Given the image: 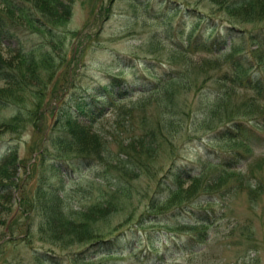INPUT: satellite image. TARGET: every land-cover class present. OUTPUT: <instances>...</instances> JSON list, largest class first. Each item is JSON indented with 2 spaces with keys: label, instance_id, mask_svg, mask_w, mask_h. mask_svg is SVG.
<instances>
[{
  "label": "rangeland",
  "instance_id": "1",
  "mask_svg": "<svg viewBox=\"0 0 264 264\" xmlns=\"http://www.w3.org/2000/svg\"><path fill=\"white\" fill-rule=\"evenodd\" d=\"M62 1L69 4V0ZM160 1L161 6H155V9H151L150 12L146 9L149 4L140 0H73L71 13L65 24L61 25L60 29L56 28L53 33H46L47 36L40 34L34 27L27 24L22 25L20 35L23 38L22 44L24 47L41 41L47 42L53 58L49 60L48 65L41 66L35 76L29 75L23 78L26 79L24 80V88H17L16 94L9 96L14 101L19 100L22 102L24 100L23 105H29L28 108L24 106L22 111L19 112L21 115L16 114L17 111L11 106L2 108L1 112H3H0L2 114L0 116V134L5 136L3 139L6 138L7 142L15 141L17 144L16 156L21 168L15 174L14 181L17 185L9 188L8 191V193L10 192V207H4L2 203L5 202L6 198L0 197V221H3V223H0V264H106L103 262L104 256H100L97 249L94 251L86 249L87 251L84 250V252L77 254L81 255L83 260L75 261L71 259L78 250L86 248V244L94 231L90 230L91 232L89 231L90 233L85 235L88 233L86 228H78L77 232L66 228L56 232L55 229L57 228H53V225L49 228L50 224L47 219L54 208L51 210L46 206L52 207L57 204L58 196H60L61 206H63V210L60 211L66 218L72 219L71 216H73V220L76 218L85 219L86 208L84 207L88 206L85 203L94 204L97 200V202L107 205L109 208L101 211L104 215L100 216L102 213L97 214L94 219L93 208L87 209L89 218L93 219L92 226L97 233L104 232L109 228L110 230L115 227L121 229L127 226L128 223L125 222L127 219H131L129 224H132V221L145 214V223L141 231L148 233L142 237L136 236L131 242L133 247L130 251L125 249L117 256V264H264V145H249L250 149L247 150L244 149V145L232 138V135L229 137L223 132V126L231 119L228 118L231 116L235 119H244L253 124L255 123V127L264 122V117L259 119V115L264 114V94H256L253 98L251 89L245 87L246 82L240 85L241 81L239 80H229L228 77L231 73L224 62V55L218 54V51L185 50L179 53L176 49V43L173 42V39H179L181 36L182 40L186 42V32L181 34L178 26H176L180 9L189 5L208 12L213 10L217 12L221 8V5H219L221 1ZM168 6L170 10L166 12ZM155 13L157 14L155 15ZM263 24L264 20L257 19L243 22V26L250 30H257ZM12 38L0 39V54L5 58H8L6 56L11 54L10 50L15 52L19 47L18 42ZM253 47H255V44L250 46L251 49ZM153 57L160 58L167 64L172 63L175 67L178 66L183 74L189 71V76L187 73L185 76L181 71L177 72L175 75L180 76L179 81H176L173 86L169 85L159 90L158 97H152V95L147 98V95L136 93V90L127 97H131V100L144 98L143 105L146 108L140 114L139 112L135 114L137 119H146L148 122L151 120L149 123L155 121V125L151 124L154 129L157 128V123L160 122L164 129L163 134L158 131L159 134L155 132L156 135L152 139H146L151 134L142 140L144 144L152 147L151 158L147 160L143 173H138L133 179L130 178L129 182L119 179V183L127 184L124 188L128 192H123V194L120 192L116 198L110 196L109 200L101 199L100 189L103 190L101 185L105 186L106 183L104 182L106 181L105 178L97 174L98 169L82 168L77 173L65 169L58 163V168L53 169V178L50 179L51 172L47 167L48 161L43 160V155L36 154V151L46 145L47 151L52 152L55 148L48 141L43 142V133L48 134L53 131V136H57L58 131H60L66 135L69 123L74 124L76 127L75 138L78 137V141L82 139V136L93 140L94 137L90 134L96 131L100 136L98 138L104 142L102 143L105 152L120 151L124 157L122 151L129 149L128 151L131 153L130 160L136 163L135 157L137 154L132 150V146L136 144V141L128 143L124 148L123 143L127 142L128 137H125L124 140V138H118L113 134L112 129H110L112 126L109 125V121L107 122L105 117L112 120L116 117V114L108 112L109 107L106 108L105 117L96 118V122L99 121L102 126L98 124L99 122L91 124L84 114L78 116L72 113L71 118L62 108L67 106L64 101L71 97L74 92L79 97L81 95L86 96L83 92L94 95L96 85L107 82L110 74L128 78L133 70L140 68L142 61ZM200 61H203V64ZM205 70L206 72H204ZM198 71L199 74H197ZM201 72L204 76H201ZM182 76L186 79L181 82ZM189 77L191 79L193 77L192 81L189 80ZM199 77L203 79L199 80ZM247 84H249L248 81ZM0 85L5 84L0 80ZM176 86L178 88L180 86V88L178 89ZM150 94L155 93L150 92ZM39 101L42 102L37 103ZM32 102L33 104H31ZM125 103L131 102L124 100ZM221 103H227L229 107L227 111L223 110L225 107ZM7 109L10 110V113ZM219 111L220 113H218ZM13 115L17 118L13 117L12 121L9 120L13 126L3 127L2 121ZM66 117L69 118L68 121H65ZM143 122L136 123L141 124ZM39 128H43L42 134L38 132ZM85 128H88V130L91 128L90 133L85 132ZM104 128L107 132H104ZM134 131L131 130L126 135L128 136ZM122 135L125 136V133ZM8 136L11 137V140ZM120 141L123 142L120 144ZM4 142H0L2 145H0V151L5 145ZM80 143L82 142L80 141L79 145ZM82 145L86 148L90 146L89 143H82ZM57 146L61 147L60 145ZM108 147L112 149L110 150ZM69 148L65 147L62 150ZM238 150H242L244 154L249 155L247 159L238 161L237 166L236 164L232 166L231 173H235L234 170L237 171L238 169L241 172L239 176L242 177V180L240 178L228 179L219 187L222 190L217 196L220 198L223 193L226 194L225 202H223L225 216L218 217L216 223L209 224H212V226L208 231L209 236L206 238L205 245L191 253L182 250L173 251L165 259L163 258L162 262L154 257L151 259L152 262L148 263L146 260L141 262L142 259H145L141 258L143 254L142 247L150 242L148 240L153 239L154 246L162 247L164 240L168 239L167 235L171 234L169 231L189 229L190 226L186 223L192 224V221H200L192 214L191 210L187 209L194 204L203 202V194L199 196L189 194L183 197L181 203H185L183 204L185 209H174L173 206L172 208L168 205L165 206L166 204L163 205L170 191L165 188L166 192H163L165 189H162L165 186L162 185L164 182L161 177L170 166H173L175 159L190 161L197 160L199 157L204 162L213 160L217 163H223L222 158L224 155L234 154ZM74 152H76L75 148ZM137 171L138 168H135V172ZM212 171L215 172L214 169ZM202 172L207 171L203 168ZM74 174L78 176L74 177ZM45 180L47 182L50 180V186L54 182L57 187H62L60 190H55L56 186L54 188L50 187L49 184L48 186H41V182H45ZM181 181H183L181 182L183 187L189 184L192 185L193 182L188 179H181ZM43 184L46 185L47 183ZM165 185L173 187V184ZM109 186L107 188L111 191L118 188L115 184ZM25 188L29 192L30 198H37V206L38 208L41 207L38 211L35 207L33 210L28 209L26 211L25 207L27 205L23 206L19 203V194ZM48 190L49 192H47ZM2 191L5 192V190ZM185 194L179 193L178 195L183 196ZM206 198L213 202L217 201L214 207L216 208L219 203L218 200L209 196ZM122 200L124 203H122ZM80 202L85 205L79 206ZM90 203L88 204L92 205ZM152 204H157V208L164 212L157 216H146V211L152 208ZM55 213L57 212L55 211ZM189 217L191 218L189 219ZM58 233L68 235L61 238L55 236ZM178 240L176 237L174 241H171V244L175 245V241ZM174 247H172L173 250ZM35 249L45 250L43 251L44 256L48 259L36 255L39 254V251ZM156 251L158 254L162 252L161 248H157ZM48 253L52 255L46 256ZM53 254L55 256L60 255V257L56 259L57 257Z\"/></svg>",
  "mask_w": 264,
  "mask_h": 264
},
{
  "label": "trees",
  "instance_id": "2",
  "mask_svg": "<svg viewBox=\"0 0 264 264\" xmlns=\"http://www.w3.org/2000/svg\"><path fill=\"white\" fill-rule=\"evenodd\" d=\"M140 1L149 4L146 7V9L147 11L150 12L151 9L153 8L155 9V6L160 7L162 4L160 0H148V1L140 0ZM220 1L221 4L223 5L219 4L221 5V8L217 10V12H214V10L208 12L201 8L193 7L189 5L183 6V8L180 9L178 14V21H176L177 23L176 26H178V29L180 30L179 32H181V34L183 32H186V36H185L186 42L182 40L181 36H180L181 38L179 37V39L178 38L176 40L173 39V42L176 43L175 45L176 49L179 52L180 51L184 52L185 50H189V49L192 51L193 50H204L207 52H209L210 50L211 51L214 50L215 52L218 51V54L224 55V62L228 66L229 71L231 73L230 77H228L229 80L232 81L239 80L241 81L240 85H242L243 82H246L245 87L251 89L253 98L254 96H256V94L257 95L264 94V24L261 27H259L257 30H250L243 26V22L249 20H253V19L264 20V0H240V1L223 0L224 2L222 0H219V2ZM237 1H239V4ZM72 2L73 0H69V4L64 3L62 0H0V39L8 38L11 35H13L12 37L18 42L19 45L17 51L12 52V50H10L11 54L9 52L10 55L6 56L8 58L0 56V60H1L0 69L2 68L0 70V80L2 79L1 81L5 84L3 86L0 85V110L2 108H5V106L6 107L12 106V104L15 105L16 107L15 104L16 102L18 104L21 103L20 105L23 106V103L20 101L19 102L16 101L14 103L13 102L14 100H11L9 96L15 95L17 88L18 89L21 87L24 88V84H25L24 80L26 79L23 78H26L29 75L35 76L36 72L41 69V66L48 65L49 60L53 58L51 54V50L48 48L47 43L44 41H41L39 43H33V45H27L24 47V45L22 44L23 38L20 35L22 25L27 24L28 26L34 27L42 35H45L46 33L49 32L53 33L55 32L56 28L60 29V26L65 24V22L67 21V18L71 13ZM235 2L237 4H232ZM225 3H227V6ZM168 10H170L169 6L166 8V12ZM153 12L155 11L153 10ZM156 14L157 13H155V15ZM15 26L17 29H15ZM252 44H255V47H253V49L250 48ZM40 46H42V48ZM41 54L43 55L45 54V55L43 56ZM43 61L46 62L42 64ZM7 65L8 67L9 66L10 67L8 68ZM161 67L164 68L162 69ZM176 70L177 72H180L179 71L180 68L178 67L175 68V66H173L172 63L167 64V62L163 61L162 59L153 57L152 59H145L144 61H142V63L140 64V68L138 70H133L131 72L130 77L128 78L122 77L121 79L120 75L111 74L107 82L96 85V89L94 91L96 93L94 95L88 92H83L88 98H85L83 96H81L82 98H78L77 94L73 93L71 97H69L67 100L64 101L67 106L63 107L62 110H65L64 112H67L70 116L73 115L72 113H75L78 116L84 114L85 116L88 117L89 122L93 124L99 122V121L96 122V118H99L101 115H102L101 117H105L106 109L103 106L107 105L110 109L108 112H114L116 114V117H114L112 120L108 119V117H105L107 122L109 121V125L112 126V128L110 129H112L113 134L118 138L128 137L127 142L125 144L123 143L124 148H126L128 143L138 141L136 142L135 145L132 146V150L137 154V156L135 157L136 163L130 160L131 153L128 151L129 149H125L124 151H122V153L125 154L124 157L121 155L120 151H114L110 153L105 152L103 145L102 144L100 145L102 139L98 138L99 133L96 131H93L91 134L93 137H95V138L92 137L93 140H90L88 137L85 136L82 137L81 139L82 143L91 144L88 148H86L85 146L82 145V143H80L81 147L80 145H78L80 141H78L79 140L78 137L75 138L76 127L72 123H69V126L67 127L68 129V131L66 132L67 137L65 134L62 133H59L57 134V136L54 137L52 133H48V134L43 133V128H39L38 132L41 134L43 133V139H44L43 142L48 141L49 143L55 145V149L52 151L53 153L48 152L47 149L45 148L46 146H43L42 148H39L38 151H36V154L43 155L44 157L43 160L48 161L47 167L48 170L51 172L49 176L50 179L53 178L52 171L53 169L58 168L57 166L58 163H62V164L65 163L64 164L66 165L65 169L67 168L71 172L76 171L77 173L82 168L98 169L97 174L105 178L106 181L104 182L106 183L105 184L106 187L102 186V188L103 187L105 188H103V190L100 189L101 199L105 198L109 200L110 196L116 198V196L120 194L117 192H122L121 194H123V192L127 193L128 191H125V189H123L126 186L125 183H121V182L118 183L120 181L119 179L122 180L124 179L127 182H129L130 178L133 179L135 176H137L138 173H143V168H146L147 160L151 158L152 147L148 146L147 144H144L142 140L147 136H150L151 134L152 135L146 139H152L153 136L156 135L155 132L158 133L159 131L160 134H163L164 131L162 124L160 125V122L157 123L158 126L156 129H154V126L152 127L151 123L147 124L149 122L146 120H142L144 122L141 123V125L137 124L134 121L135 119L137 120V122H142V121L137 119V116L135 114L140 109H141L140 111H143L145 109L143 105L144 98L131 100L130 99L131 97L130 98L127 97L133 94L135 90L136 93H143V95H147V98L152 96L150 92L155 93L153 94L152 97H158L159 90L166 88L167 85L169 86V83L171 82L172 84L170 85H173L176 81H178L177 80L178 78L174 79V77L176 76L175 74H177ZM2 72H5L6 75L5 73ZM247 81L249 82V84H247ZM137 84L139 85L137 86ZM124 100L131 103L124 104ZM71 102H74L73 105L77 103L78 106L75 107L71 105ZM221 105H223L224 107L226 106L225 109L228 107L227 103H223V104L221 103ZM19 112L20 111H17V113ZM13 117H15V115L11 116L9 120L13 119ZM261 117H264V114H260L259 119H261ZM130 118L133 119V122H131L132 120ZM228 118L231 119L228 122H226V124L223 126L224 128L223 132L225 134L228 133L227 135L229 136L232 135V138L236 139L240 144L245 146L244 149L249 150L250 149L248 147L249 145H264V122L259 123L260 125H257V127H255V123L253 124L251 122L245 121L244 119H235L233 118V116ZM5 120L7 123H9L8 125H5L7 124L6 122H4ZM5 120L2 121L3 127L13 126V124L9 122L8 118ZM68 120L69 118L66 117L65 121ZM98 124L102 126L100 122ZM90 129L91 128H89V130ZM89 130L88 128H85V132L90 133ZM131 130H135L136 133L134 135L131 134L130 136H126V134ZM104 132H107L105 128H104ZM124 132H126L125 136L122 137L123 136L122 134ZM133 138L134 139L136 138V140H134ZM2 139L3 136L1 135L0 140ZM97 139H98V143H97ZM65 141H69V142L65 143ZM9 142L5 140L6 148L3 147L4 149H2V151L4 150L10 151L12 153L13 159L14 158L17 159L16 156L17 144L15 143V141L13 143L10 142L11 144ZM58 144L61 146L60 148L57 146ZM74 144L76 147L74 146ZM64 147H70V148L67 150H62L61 148ZM74 148L76 152H74ZM66 151L69 155H67ZM77 151L80 153H77ZM56 152L58 154H56ZM94 152L95 154L93 155ZM243 152L244 151L242 150L240 151L238 150L235 151L234 154L224 155V157L222 158L223 163H217L213 160H207L206 162H204L199 157L197 158V160H190V161L188 160L179 161L175 159L176 161L173 162V166H171L161 177L164 184L162 183L160 184L165 186L163 187L162 190L167 188L168 191H170L169 196L166 197L167 199H165L163 205L166 204L165 206L167 205L171 207L173 206L174 209L184 208L183 204L185 203H181L183 197L188 196L189 194L192 196L194 194L195 196L196 195L199 196L203 194L204 196L202 199L204 200L203 202H199L196 205L194 204L192 207L187 209V210H191L193 212L192 214H194V216L200 221L199 222L192 221V224L186 223L190 226L189 229L177 230L178 232L169 231V233L171 234L167 235L168 239L164 240L162 247L158 245L154 246L153 239L148 240L150 242L147 245H143L142 247L143 254L141 258H145V259H142L141 262H144L145 260L148 261V263L152 262L151 259L153 257L155 259L161 260L162 262L168 255L172 254L173 251L182 250L191 253L197 250L199 247L205 245V242L207 241L206 238L209 236L208 231L212 226V224L211 225L209 224L216 223L218 217L225 216V208L223 202H225L226 194L223 193V196H220L219 198L217 194L222 190V188L220 189L219 187H221L223 182H225L228 179L240 178L242 180V177L239 176L241 172L238 171V169L237 171L234 170L235 173H231V172L233 169L232 168L233 165L236 164L237 166L238 161L247 159L249 157V155H246ZM1 165L4 167L6 164H3L1 160L0 167H2ZM132 165L134 166L137 165L135 167L138 168L137 172H135V168H133L134 166L132 167ZM203 168L208 173L202 172ZM6 169H7L6 167L0 168V181H1L0 197L6 198L4 200L5 202H3L2 205L8 208V206L10 207L9 203L11 204V202L8 199L10 196V192L8 193V191L9 188L16 186V182L14 181V178H12L10 175L7 174L8 172L6 171ZM213 169L215 170V172L212 171ZM77 176L75 175L74 177ZM176 176H178L177 181H176ZM181 179H188L190 182L193 181L192 185L189 184L186 187H183V185L181 184V182L183 181H181ZM8 180L9 182L11 181L12 184H9V182H7ZM48 183H50V180L48 181ZM109 184H115L116 186H118L116 192L115 190L111 191L109 188H107ZM165 184H173V187L172 186L168 187ZM55 186L57 187V185L54 184V182H52L51 187L54 188ZM61 187L62 186H58L57 188H55V190L56 189L60 190ZM119 187H122L123 190L120 189L121 190L120 191ZM2 190H5V192ZM163 192H166V189ZM179 193H186V194L183 196H179L178 195ZM207 196H209L210 198H216L218 200L219 203L216 206V208L214 207L215 204H217V201L213 202L209 198H206ZM19 199H20L19 201L20 204H23V206L27 205L25 207L26 211L28 209L33 210L34 207L37 211L39 208H41V207L38 208L37 206L36 197L35 198L29 197V192L26 190V188L19 194ZM60 200H61L60 196H58L57 204L53 205L52 207L51 206L49 207V205L46 206V208H50L51 210L52 208H54V210L50 212L51 215L50 216L48 215L47 222L50 224L49 228H51V226L53 225V228L54 227L57 228L55 229L56 232H59L58 230H62L63 228H66L68 230L71 229L70 231H76V232L78 228H82V229L86 228L88 233H86L85 235H88L91 231H94V234L91 236L88 243L86 244L88 247L86 246L85 249L78 250L76 252V255H74V257L71 258L72 260L75 261H78L80 259L82 260L83 257L77 254L84 252V250L86 249H92L93 251L97 249L100 252V256H104L103 262H105L106 264H117V256H119L120 253L123 252L125 249L130 251V249L133 247L131 246L132 240L136 238V236L142 237L143 235H146V233H148V232L144 233L141 231L145 223V218H146L144 217L145 214H143L142 216L140 215L138 219L132 221V224H129L131 219H127L125 221L128 223L127 226L121 229L120 228L116 229L115 227L111 230L109 228L104 232L97 233V231H95V229L90 223L93 222L92 220L96 218L97 214L102 213L100 216L104 215V213L101 211L109 208L107 205L101 202H97L96 200L95 204H93L94 205L93 207H95L92 212L93 219H90L89 214L86 212L84 218L85 219L88 218L87 220L85 219L73 220L70 218H66L64 214L60 211L61 209L63 210V206H61ZM122 203H124L123 200ZM90 206L92 207V205ZM90 206L88 205L86 209H91L89 208ZM152 208L146 211V216H150V215L157 216L158 214L164 212L161 211L159 208H157V204L155 205L152 204ZM55 211L57 213H55ZM185 212L188 213V211ZM71 217L73 218V216ZM190 218L191 217H189V219ZM0 223H3V221H0ZM59 227H61V229H59ZM66 235L68 234L58 233L55 236L63 238ZM175 235L179 240L177 242L175 241V245H172L171 241H174V239L176 238L174 237ZM100 236L102 237L101 238L102 240L100 239ZM173 246H175L174 248L176 250L175 249L173 250L172 248ZM157 248L158 249L161 248L162 250L161 254H158V252L156 251ZM35 250L39 251V254L37 253L36 255L41 256V258H46L43 252L45 250L43 251L40 249H35ZM48 255H52V254L51 253L46 254V256ZM53 256L55 255L53 254ZM55 257H57L56 259H58L60 255H56ZM108 257L109 259H107ZM47 259L48 258H46V260Z\"/></svg>",
  "mask_w": 264,
  "mask_h": 264
},
{
  "label": "bare ground",
  "instance_id": "3",
  "mask_svg": "<svg viewBox=\"0 0 264 264\" xmlns=\"http://www.w3.org/2000/svg\"><path fill=\"white\" fill-rule=\"evenodd\" d=\"M167 1H168V0H167ZM214 1H215V0H214ZM214 1H213V2H214ZM222 1H223V0H222ZM239 1H240V0H239ZM239 1H237L238 4H239ZM223 2H224V1H223ZM225 2H226V1H225ZM216 3H217V2H216ZM229 3H230V2H229ZM225 4H226V6H227V3H225ZM232 4H237V3L235 2V3H232ZM221 5H223V4H221ZM229 7H230V6H229ZM223 8H225V7H223ZM157 10H158V9H157ZM173 12H174V11H173ZM176 12H177V11H176ZM180 13H181V12H180ZM180 15H181V14H180ZM171 16H172V15H171ZM173 17H174V16H173ZM225 17H226V16H225ZM14 24H15V23H14ZM18 25H19V23H18ZM15 29H17L16 26H15ZM15 32H16V31H15ZM17 32H18V30H17ZM17 34H18V33H17ZM48 34H50V33H48ZM195 34H196V33H195ZM18 35H19V34H18ZM12 36H13V35H11L10 37H12ZM21 37H22V36H21ZM47 38H48V37H47ZM12 39H13V38H12ZM51 39H52V37H51ZM48 40H49V39H48ZM55 42H56V41H55ZM188 42H189V40H188ZM46 43H47V42H46ZM46 43H45V44H46ZM57 43H58V42H57ZM189 44H190V43H189ZM175 45H176V44H175ZM40 47L42 48V46H40ZM46 47H47V46H46ZM189 47H190V46H189ZM48 48H49V47H48ZM2 49H3V48H2ZM189 50H190V49H189ZM2 51H3V50H2ZM182 51H183V50H182ZM12 52H13V51H12ZM178 52H179V51H178ZM180 52H181V51H180ZM180 52H179V53H180ZM234 52H235V51H234ZM1 53H2V52H1ZM7 53H9V51H7ZM199 53H200V52H199ZM45 54H46V53H45ZM45 54H44V55H45ZM2 55H3V54H2ZM41 55H43V54H41ZM44 55H43V56H44ZM169 55H170V54H169ZM217 55H218V54H217ZM217 55H216V56H217ZM0 56H1V55H0ZM1 57H3V56H1ZM13 57H14V56H13ZM13 57H12V58H13ZM38 57H39V56H38ZM171 58H172V57H171ZM1 59H2V58H1ZM43 59H44V57H43ZM167 59H169V58H167ZM178 59H179V58H178ZM184 60H185V59H184ZM0 61H1V60H0ZM176 61H178V60H176ZM173 62H174V61H173ZM185 62H186V61H185ZM200 62H201V61H200ZM202 62H203V61H202ZM202 62H201V63H202ZM205 62H206V61H205ZM4 63H5V62H4ZM196 63H197V61H196ZM42 64H44V62H43ZM199 64H200V63H199ZM202 64H203V63H202ZM1 65H2V64H1ZM163 65H164V64H163ZM193 66H194V65H193ZM4 67H5V66H4ZM7 67H8V65H7ZM9 67H10V66H9ZM9 67H8V68H9ZM166 67H167V66H166ZM176 67H178V66H176ZM176 67H175V68H176ZM181 67H182V66H181ZM186 67H187V66H186ZM194 67H195V66H194ZM201 67H202V66H201ZM8 68H7V69H8ZM161 68H162V67H161ZM163 68H164V67H163ZM163 68H162V69H163ZM171 68H172V67H171ZM183 68H184V67H183ZM1 69H2V68H1ZM1 69H0V70H1ZM180 69H181V68H180ZM184 69H185V68H184ZM6 71H7V70H6ZM171 71H172V70H171ZM173 71H174V70H173ZM179 71H182V70H179ZM185 71H186V70H185ZM185 71H184V72H185ZM176 72H177V70H176ZM195 72H196V71H195ZM204 72H206V70H205ZM2 73H5V72H2ZM178 73H179V72H178ZM186 73H187V72H186ZM186 73H184L185 76H186ZM188 73H189V71H188ZM188 73H187V75H188ZM199 73H200V72L198 71L197 74H199ZM145 74H146V73H145ZM180 74H181V73H180ZM182 74H183V72H182ZM184 74H183V75H184ZM193 74H195V73H193ZM5 75H6V73H5ZM142 75H143V74H142ZM178 75H179V74H178ZM191 75H192V74H191ZM191 75H190V76H191ZM202 75L204 76V74H202V72H201V76H202ZM205 75H207V74H205ZM166 76H168V75H166ZM174 76H175V75H174ZM174 76H172V77H174ZM188 76H189V75H188ZM195 76H196V75H195ZM198 76H199V75H198ZM207 76H208V75H207ZM117 77H118V76H117ZM175 77H176V78H180V76L178 77L177 75H176ZM120 78L122 79V76H121ZM167 78H168V77H167ZM181 78H182V79H181V82L183 81V79H186L185 77L183 78V76H182ZM189 78H190V77H189ZM201 78H202V77H199V80H200ZM3 79H4V78H3ZM123 79H124V78H123ZM171 79H172V78H171ZM174 79H175V78H174ZM192 79H193V77H192ZM192 79L190 78L189 80L192 81ZM195 79H196V78H195ZM202 79H203V78H202ZM1 80H2V79H1ZM8 80H9V79H8ZM172 80H173V79H172ZM177 80L179 81V79H177ZM189 80H188V81H189ZM5 81H7V80H5ZM129 81H130V80H129ZM174 81H176V80H174ZM185 81H187V80H185ZM185 81H184V82H185ZM195 81H196V80H195ZM126 82H127V81H126ZM181 82H180V84H181ZM198 82H199V81H198ZM129 83H130V82H129ZM177 83H178V82H177ZM170 84H172V82L169 83V85H170ZM174 84H175V83H174ZM188 84L190 85V83H188ZM192 84H193V83H192ZM166 85H167V84H166ZM176 85H177V84H176ZM167 86H168V85H167ZM172 86H173V85H172ZM165 87H166V86H165ZM176 87H177V86H176ZM183 87H184V86H183ZM188 87H189V86H188ZM168 88H169V87H168ZM177 88H178V87H177ZM179 88H180V86H179ZM179 88H178V89H179ZM186 88H187V87H186ZM206 88H207V87H206ZM206 88H205V90H206ZM171 89H172V88H171ZM178 89H177V90H178ZM124 90H125V89H124ZM166 90H167V89H166ZM173 90H174V88H173ZM206 91H207V90H206ZM166 92H167V91H166ZM166 92H165V93H166ZM19 93H20V92H19ZM21 93H22V92H21ZM74 93H75V92H74ZM37 94H38V91H37ZM94 94H95V93H94ZM198 94H199V93H198ZM11 95H12V94H11ZM22 95H23V93H22ZM72 95H73V94H72ZM72 95H71V96H72ZM152 95H153V94H152ZM202 95H203V94H202ZM207 95H208V94H207ZM210 95H211V94H210ZM12 96H13V95H12ZM23 96H24V95H23ZM33 96H34V95H33ZM81 96H83V95H81ZM199 96H200V95H199ZM29 97H31V96H29ZM37 97H39V96H37ZM42 97H43V96H42ZM77 97H78V98H82V97H79L78 95H77ZM83 97L88 98L87 96H83ZM203 97H204V95H203ZM18 98H19V95H18ZM25 98H26V97H25ZM27 99H28V98H27ZM36 99H38V98H36ZM36 99H35V100H36ZM7 100H8V99H7ZM11 100H13V98H11ZM11 100H10V102H11ZM15 100H16V98H15ZM25 100H26V99H25ZM33 100H34V99H33ZM198 100H200V99H198ZM234 100H235V98H234ZM16 101H17V100H16ZM16 101H13V102L15 103ZM23 101H24V100H23ZM23 101H22V103H23ZM18 102H19V100H18ZM27 102H28V101H27ZM27 102H26V103H27ZM29 102H30V101H29ZM35 102H36V101H35ZM40 102H42V101H39V102H37V103H40ZM159 102H160V101H159ZM78 103H79V102H78ZM155 103H156V102H155ZM155 103H153V104H155ZM157 103H158V102H157ZM244 103L246 104V102H244ZM15 104H16V107H15V105H13V104H12L11 107H12V108L14 107L13 109H14L15 111H20V112L22 111L23 107L26 106V105L21 106V105H20L21 103L18 104L17 102H16ZM23 104H24V103H23ZM27 104H28V103H27ZM31 104H33V102H32ZM73 104H74V102H71V105H73ZM79 104H80V103H79ZM158 104H159V103H158ZM158 104H157V105H158ZM222 104H223V103H222ZM242 104H243V103H242ZM80 105H81V104H80ZM224 105H225V104H224ZM3 106H5V105H3ZM7 106H8V105H7ZM28 106H29V105H28ZM28 106H26V107L28 108ZM30 106H31V105H30ZM34 106L36 107V105H34ZM40 106H41V105H40ZM73 106L77 107L78 105H77V103H76V104L73 105ZM113 106H114V105H113ZM153 106H154V105H153ZM5 107H6V106H5ZM103 107L106 109L108 106L106 105V106H103ZM156 107H157V106H156ZM216 107H220V106H216ZM225 107H226V106H225ZM6 108H8V107H6ZM112 108H113V107H112ZM144 108H146V107H144ZM220 108H221V107H220ZM227 108H228V107H227ZM227 108H226V109H223V110H224V111H225V110L227 111V110H228ZM13 109H12V110H13ZM33 109H35V108H33ZM142 109H143V108H142ZM7 110H8V109H7ZM24 110H25V109H24ZM24 110H23V111H24ZM31 110H32V109H31ZM35 110H36V109H35ZM140 110H141V109H140ZM140 110H139V111H140ZM4 111H5V110H4ZM8 111H9V113H10V110H8ZM27 111H28V110H27ZM37 111H38V110H37ZM128 111H129V110H128ZM132 111H133V109H132ZM132 111H131V112H132ZM139 111H137V112H139ZM217 111H218V110H217ZM220 111H221V110H220ZM220 111H219L218 113H220ZM0 112H1V110H0ZM2 112H3V111H2ZM2 112H1V113H2ZM11 112H12V111H11ZM31 112H32V111H31ZM134 112H135V111H134ZM140 112H141V111H140ZM140 112H139V114H140ZM197 112H198V111H197ZM222 112H223V111H222ZM22 113L24 114V112H22ZM36 113H37V112H36ZM36 113H35V114H36ZM135 113H136V112H135ZM135 113H134V114H135ZM143 113H145V112H143ZM226 113H227V112H226ZM5 114H6V113H5ZM5 114H4V115H5ZM7 114H8V113H7ZM17 114H18V113H17ZM31 114H33V113H31ZM126 114H127V113H126ZM130 114H131V113H130ZM145 114H146V113H145ZM145 114H144V115H145ZM149 114H150V113H149ZM172 114H173V113H172ZM221 114H222V113H221ZM1 115H2V114H0V116H1ZM11 115H12V114H11ZM19 115H21V114L19 113ZM128 115H129V114H128ZM137 115H138V114H137ZM142 115H143V114H142ZM147 115H148V114H147ZM202 115H203V114H202ZM24 116H25V115H24ZM29 116H30V115H29ZM101 116H102V115H101ZM173 116H174V115H173ZM2 117H3V116H2ZM140 117H141V116H140ZM140 117H139V118H140ZM144 117H146V116H144ZM152 117H154V116H152ZM174 117H176V116H174ZM178 117H179V116H178ZM133 118H134V117H133ZM148 118H149V117H148ZM148 118H147V119H148ZM150 118H151V116H150ZM2 119H3V118H2ZM15 119H17V118L15 117ZM130 119H131V118H130ZM174 119H175V118H174ZM0 120H1V119H0ZM4 120H5V119H4ZM8 120H9V118H8ZM27 120H28V119H27ZM35 120H36V119H35ZM131 120H132V121H131ZM131 120H130V121L133 122V119H131ZM135 120H136V119H135ZM142 120H144V119H141V121H142ZM145 120H146V119H145ZM152 120H153V118H152ZM157 120H158V119H157ZM163 120H164V119H163ZM168 120H169V119H168ZM10 121H12V119H11ZM10 121H9V122H10ZM15 121H16V120H15ZM19 121H20V120H19ZM22 121H23V120H22ZM28 121H29V120H28ZM146 121H147V120H146ZM150 121H151V120H150ZM150 121H149V122H150ZM158 121H159V120H158ZM164 121H165V120H164ZM166 121H167V120H166ZM175 121H176V120H175ZM181 121H182V120H181ZM4 122H6V120H5ZM17 122H18V120H17ZM20 122H21V121H20ZM20 122H19V123H20ZM23 122H26V121H23ZM93 122H94V121H93ZM136 122H137V121H136ZM6 123H7V122H6ZM11 123H12V122H11ZM13 123H14V122H13ZM137 123H138V122H137ZM154 123H155V121H154L153 123H151V124L155 125ZM180 123H181V122H180ZM214 123H215V122H214ZM4 124H5V123H4ZM8 124H9V123H7V124H5V125H8ZM21 124H22V123H21ZM96 124H97V123H96ZM132 124H133V123H132ZM147 124H150V123H147ZM23 125H24V124H23ZM26 125H27V124H26ZM28 125H29V124H28ZM140 125H141V124H140ZM179 125H180V124H179ZM181 125H182V124H181ZM9 126H10V125H9ZM21 126H22V125H21ZM143 126H144V125H143ZM143 126H142V127H143ZM5 127H8V126H5ZM19 127H20V125H19ZM149 127H150V126H149ZM15 128H16V127H15ZM15 128H14V129H15ZM23 128H24V127H23ZM26 128H27V127H26ZM137 128H140V127H137ZM144 128H146V127H144ZM125 129H126V128H125ZM22 130H23V129H22ZM143 130H145V129H143ZM14 131H15V130H14ZM63 131H65V130H63ZM207 131H208V130H207ZM16 132H18V131H16ZM58 132H59V133H62V132H60V131H58ZM142 132H143V131H142ZM11 133H12V132H11ZM19 133H20V132H19ZM52 133H53V131H52ZM54 133H55V132H54ZM59 133H58V134H59ZM72 133H74V132H72ZM124 133H126V132H124ZM135 133H136V131L131 132L128 136H130L131 134L134 135ZM8 134H10V133L8 132ZM69 134H70V133H69ZM69 134H68V135H69ZM83 134H85V133L83 132ZM96 134H97V133H96ZM227 134H228V133H227ZM229 134H230V133H229ZM4 135H5V134H4ZM10 135H11V134H10ZM12 135H13V134H12ZM81 135H82V134H81ZM90 136H91V134H90ZM118 136H119V135H118ZM121 136H122V135H121ZM126 136H127V135H126ZM227 136H228V135H227ZM0 137H1V135H0ZM3 137H5V136H3ZM54 137H55V135H54ZM66 137H67V135H66ZM80 137H81V136H80ZM82 137H83V136H82ZM85 137H86V136H85ZM122 137H124V136H122ZM175 137H176V136H175ZM202 137H203V136H202ZM229 137H230V136H229ZM8 138H9V136H8ZM10 138H11V137H10ZM10 138H9V140H10ZM14 138H15V136H14ZM64 138H65V137H64ZM94 138H95V137H94ZM99 138H100V136H99ZM66 139H69V138H66ZM133 139H134V138H133ZM2 140L5 141L6 138H5V139H2ZM2 140H0V142H4V141H2ZM59 140H60V139H59ZM115 140H116V139H115ZM124 140H125V138H124ZM124 140H123V141H124ZM134 140H136V138H135ZM134 140H133V141H134ZM12 141H13V140H12ZM69 141H70V140H69ZM69 141H65V143H68ZM80 141H81V140H80ZM100 141H101V140H100ZM123 141H120V144H121V142H123ZM70 142H71V141H70ZM72 142H73V141H72ZM77 142H78V141H77ZM102 142H103V140L101 141L100 145H101V144L103 145L104 142H103V143H102ZM107 142H108V141H107ZM109 142H110V141H109ZM134 142H135V141H134ZM136 142H137V141H136ZM136 142H135V143H136ZM204 142H205V141H204ZM4 143H5V142H4ZM9 143H10V142H9ZM12 143H13V142H12ZM55 143H57V142H55ZM93 143H94V142H93ZM95 143H96V142H95ZM97 143H98V139H97ZM118 143H119V142H118ZM135 143H134V144H135ZM205 143H206V142H205ZM5 144H6V143H5ZM10 144H11V143H10ZM124 144H125V142H124ZM0 145H1V144H0ZM8 145H9V144H8ZM51 145H52V144H51ZM58 145H59V144H58ZM78 145H79V144H78ZM90 145H91V144H90ZM100 145H99V146H100ZM104 145H105V144H104ZM114 145H115V144H114ZM1 146H2V145H1ZM10 146H11V145H10ZM10 146H9V147H10ZM45 146H46V145H45ZM52 146H53V148H55L54 144H53ZM52 146H50V147H52ZM66 146H67V145H66ZM69 146H71V145H69ZM74 146H75V144H74ZM76 146H77V143H76ZM76 146H75V147H76ZM80 146H81V145H80ZM105 146H106V145H105ZM116 146H117V145H116ZM116 146H115V147H116ZM118 146L120 147V145H118ZM109 147H110V146H109ZM109 147H108V148H109ZM137 147H138V146H137ZM140 147H141V146H140ZM1 148H2V147H1ZM4 148H6L5 145H4ZM4 148H3V149H4ZM47 148H48V147H47ZM59 148H60V147H59ZM64 148H65V147H64ZM67 148H68V147H67ZM78 148H79V147H78ZM10 149H11V148H10ZM36 149H37V148H36ZM44 149H45V148H44ZM49 149H50V148H49ZM61 149H62V148H61ZM102 149H103V148H102ZM106 149H107V148H106ZM109 149H110V148H109ZM111 149H112V148H111ZM111 149H110V150H111ZM139 149H140V148H139ZM142 149H143V148H142ZM18 150H19V149H18ZM65 150H66V149H65ZM77 150H78V149H77ZM91 150H92V149H91ZM107 150H108V149H107ZM110 150H109V151H110ZM52 151H53V150H52ZM85 151H86V150H85ZM140 151H142V150H140ZM140 151H139V152H140ZM59 152H60V151H59ZM92 152H93V151H92ZM100 152H101V151H100ZM43 153H44V152H43ZM66 153H67V151H66ZM69 153H70V152H69ZM71 153H72V150H71ZM77 153H80V152L77 151ZM81 153H82V152H81ZM107 153H108V151H107ZM109 153H110V152H109ZM41 154H42V153H41ZM56 154H58V153L56 152ZM111 154H113V153H111ZM123 154H124V153H123ZM67 155H69V154L67 153ZM107 155H108V154H107ZM109 155H110V154H109ZM117 156H118V155H117ZM117 156H116V157H117ZM124 156H125V154H124ZM126 156H127V155H126ZM72 157H73V156H72ZM72 157H71V158H72ZM119 157H120V156H119ZM57 158H58V157H57ZM66 158H67V157H66ZM86 158H87V157H86ZM14 159H15V158H14ZM14 159H13V157H12V153H11L10 151H5V150H4V151H0V161L2 160L3 164H6L4 167L7 168V169H6V171L8 172L7 174L10 175L12 178L15 179V174H16V172H17V173L19 172L20 163H19L18 161L16 162V160H18V159H15V160H14ZM59 159H60V157H59ZM73 159H74V158H73ZM75 159H76V158H75ZM69 160H70V158H69ZM58 161H59V160H58ZM54 162H55V161H54ZM61 162H63V161H61ZM69 163H70V162H69ZM53 164H54V163H53ZM59 164L62 165L63 167L66 166V165H64L65 163H64V164L59 163ZM70 165H71V164H70ZM1 166H2V165H1ZM51 166H52V165H51ZM57 166H58V165H57ZM86 166H87V165H86ZM169 166H170V165H169ZM169 166H168V167H169ZM4 167L2 166V167H0V168H4ZM162 167H163V166H162ZM170 167H171V166H170ZM20 169H21V168H20ZM52 169H53V168H52ZM160 169H161V168H160ZM163 169H164V168H163ZM1 171H2V170H1ZM4 171H5V170H4ZM156 171H157V170H156ZM157 172H158V171H157ZM163 172H164V171H163ZM164 174H165V173H164ZM164 177H165V176H164ZM6 178H7V177H6ZM166 178H167V177H166ZM16 179H18V178H16ZM6 180H7V179H6ZM18 181H19V180H18ZM0 182H1V181H0ZM7 182H9V180H8ZM43 183H47V184L45 185V184H43ZM97 183H98V182H97ZM118 183H119V182H118ZM9 184H12L11 181L9 182ZM48 184H49V186H50V183H48L47 180H45V182H41L40 185H41V186H48ZM101 184H102V183H101ZM107 184H108V183H107ZM16 185H17V184H16ZM18 185H19V184H18ZM109 185H111V184H109ZM126 185H127V184H126ZM6 186H8V185H6ZM101 186H103V185H101ZM101 186H100V187H101ZM107 186H108V185H107ZM113 186H114V185H113ZM50 187H51V186H50ZM105 187H106V186H105ZM105 187H103V188H105ZM109 187H111V186H109ZM98 188H99V187H98ZM126 188H128V187H126ZM45 189H47V188H45ZM85 189H86V188H85ZM90 189H91V188H90ZM120 189H122V187H119V190H120ZM123 189H125V188H123ZM123 189H122V190H123ZM131 189H132V188H131ZM87 190H88V189H87ZM107 190H109V189H107ZM110 190H111V189H110ZM119 190H118V191H119ZM120 191H121V190H120ZM134 191H135V190H134ZM1 192H2V191H1ZM45 192H46V191H45ZM47 192H49V190H48ZM91 192H92V190H91ZM115 192H116V189H115ZM96 193H97V192H96ZM112 193H113V192H112ZM117 193H120V192H117ZM135 193H136V192H135ZM37 194H39V193H37ZM43 194H44V193H43ZM49 194H50V193H49ZM113 194H114V193H113ZM0 195H1V194H0ZM4 196H6V195H4ZM43 197H44V196H43ZM38 198H39V197H38ZM84 198H85V197H84ZM8 199H10V198H8ZM3 200H4V199H3ZM82 200H83V199H82ZM7 201H8V200H7ZM85 201H86V200H85ZM85 201H81V202H85ZM87 201H88V199H87ZM22 202H23V201H22ZM81 202H80V205H79V206H84L85 204L89 205L88 203H90V202L85 203V204L83 203V205H82ZM90 204L93 205V203H90ZM94 204H95V203H94ZM89 206H90V205H89ZM93 206H94V205H93ZM93 206H92V207H93ZM86 207H87V206H85L84 208H86ZM89 208H91V206H90ZM94 208H95V207H93V209H94ZM152 209H153V208H152ZM72 210H74V209H72ZM72 210H71V211H72ZM80 210H81V209H80ZM89 210H90V209H89ZM4 211H5V210H4ZM65 211H66V210H65ZM75 211H76V210H75ZM77 211H79V210H77ZM87 211H88V210L86 209L85 212H87ZM152 212H153V211H152ZM72 219H74V218H72ZM76 219H77V218H76ZM88 223H89V222H88ZM38 224H39V223H38ZM90 224L92 225V222H91ZM89 226H90V225H89ZM40 230H42V229H40ZM106 234H107V233H106ZM106 236H107V235H106ZM95 238H96V237H95ZM101 238H102V237L100 236V239H101ZM101 240H102V239H101ZM48 241H49V240H48ZM86 251H87V250H86ZM102 253H103V251H102ZM99 254H100V253H99ZM97 256H98V255H97ZM111 256H112V255H111ZM90 257H91V256H90ZM88 258H89V257H88ZM105 258H106V257H105ZM107 259H109V257H108ZM82 260H83V259H82ZM94 262H95V260H94ZM81 263H83V262H81ZM87 263H88V262H87ZM107 263H108V262H107ZM85 264H86V263H85Z\"/></svg>",
  "mask_w": 264,
  "mask_h": 264
}]
</instances>
